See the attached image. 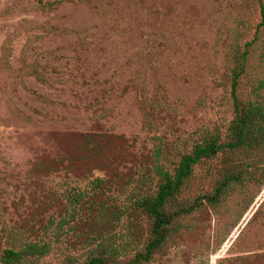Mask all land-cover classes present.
Wrapping results in <instances>:
<instances>
[{"label":"rangeland","instance_id":"374dc122","mask_svg":"<svg viewBox=\"0 0 264 264\" xmlns=\"http://www.w3.org/2000/svg\"><path fill=\"white\" fill-rule=\"evenodd\" d=\"M256 19L254 0H0V254L47 239L72 188L86 202L39 264L79 259L92 234L139 247L158 139L175 162L227 131L229 22ZM189 222L152 264H264V186Z\"/></svg>","mask_w":264,"mask_h":264},{"label":"trees","instance_id":"16d2710c","mask_svg":"<svg viewBox=\"0 0 264 264\" xmlns=\"http://www.w3.org/2000/svg\"><path fill=\"white\" fill-rule=\"evenodd\" d=\"M52 9L63 0H36ZM258 19L253 25L229 22L228 83L233 118L223 133L207 130L191 150L169 161L159 138L149 166L152 185L132 199V209L146 224L139 247L122 245L111 235L92 234L81 257L64 264H152L181 234L194 230L189 221L204 208L218 211L237 192L264 186V0H254ZM199 169H201L199 173ZM95 189L104 185L93 181ZM68 215L50 221V236L4 248L0 264H39L54 243L76 222L86 202L85 192L72 188ZM56 226V227H55ZM131 248V249H130Z\"/></svg>","mask_w":264,"mask_h":264}]
</instances>
